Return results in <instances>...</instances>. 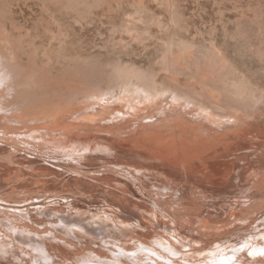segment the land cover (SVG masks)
Returning a JSON list of instances; mask_svg holds the SVG:
<instances>
[{"label":"bare ground","instance_id":"obj_1","mask_svg":"<svg viewBox=\"0 0 264 264\" xmlns=\"http://www.w3.org/2000/svg\"><path fill=\"white\" fill-rule=\"evenodd\" d=\"M4 29L0 32V264H165L168 261L159 256L161 252L166 250L171 254L170 251L179 248L165 244L164 250L158 235H163L165 230L157 233L156 226L164 225L167 218L172 219V224H177L179 218L183 220L182 213L174 211L175 204L190 205L208 196L210 190L264 194V74L251 75L250 71L229 62L224 54L223 62L213 54L192 57L193 46L185 47V44L176 49L169 42L159 61L162 74L135 67L121 68L105 86L96 84L98 81L93 83L92 79L82 91L73 92L69 95V107H59L65 110L37 112L34 109L45 103L41 94L44 91L40 88L37 94L30 88L33 84L38 87L41 78L35 77L36 82V71L30 72L29 62H23L28 58L27 55L26 59L22 58L24 38L23 44L20 37L11 38ZM15 42L25 47H15ZM27 51L32 53L28 48ZM36 51L32 53L34 57L39 53ZM44 51L46 54L47 50ZM217 79L222 86L217 84ZM41 162L52 166L50 169L58 167L70 173L71 177L61 181L73 186L75 192L59 191L63 183L58 185L61 182L55 175L54 184L53 176L45 174L46 177L40 178L39 173L49 169L42 168ZM61 163L65 167H60ZM28 170L32 172L31 182L24 180L28 178ZM109 182L121 187L110 189ZM91 183L101 186L95 191L100 194L97 199L86 194L85 189ZM79 197L84 198L82 202L87 207L78 204ZM85 208L88 213L94 209L100 211L107 224H101L97 216L92 217L97 218L93 221L86 219L90 215L83 216ZM138 211H145V215ZM74 215L84 218L83 229L76 228L79 233L73 231L74 239H61L59 224L65 216ZM262 215L264 211L255 213L253 220L264 227V221H260ZM128 216L140 218L135 223L131 220L136 226L131 230L127 224L119 226ZM182 222L176 230L179 232L168 233L167 240L174 238L179 243L190 234L188 221H185L188 226H184L185 222L182 226ZM201 226L213 225L205 222ZM255 229L254 242L258 239V243H264V228ZM112 240L116 243L119 240V245H114ZM257 244H252L247 254L254 256L255 250L264 249V245ZM215 248H208L212 251L207 255L208 249L204 250L205 255L200 254L209 260L208 264H245L236 250L221 248L212 255L211 252L220 249ZM191 249L199 251L196 247ZM172 258L175 264L177 257Z\"/></svg>","mask_w":264,"mask_h":264},{"label":"rangeland","instance_id":"obj_2","mask_svg":"<svg viewBox=\"0 0 264 264\" xmlns=\"http://www.w3.org/2000/svg\"><path fill=\"white\" fill-rule=\"evenodd\" d=\"M12 23L14 24V26ZM3 29L5 30V32L7 31L11 38H24L25 44L23 42V39L22 43L26 45V47L22 43L19 45V43L17 42L14 43V46L26 48H23L24 53L22 55V58L26 59L27 56L28 58L26 60L23 59V62H29L28 70L30 72L33 71L35 73L36 71V76L34 75V78L36 77L39 80L41 78V81H38L35 78V81H38V83H40V87H37V85L33 84L30 88L32 92L36 90V92L34 93L37 94H40L38 92V90H41L40 88H42V92L44 91V93L41 94H44L46 98H44L45 103L40 104L41 106L38 105V107L34 109L37 112L45 111L49 113L52 111L55 112L65 110V108L69 107L68 102L73 92H78L76 90L82 91V89L85 88L86 85H88V82H92V79L93 83H96V81H98L96 84H102V86L104 84L105 86L110 79H113L116 70L121 68L135 67L141 70L149 72L153 71L162 74V70L160 69L162 68V66L159 61H162V56L166 51L165 48H167V44L169 42H173V44L176 45V49L185 46V44V47H187V45L193 46V48H190L188 46L192 51L194 50L192 57L200 56L202 58L203 54H213L216 57L219 56V58L222 56L220 59H217L220 61L222 60L221 62H223L222 58L224 54L225 56H227L229 62L239 68L250 71L251 75L262 77L261 75L264 74V0H0L1 33H3ZM25 39L28 42H26ZM175 43L179 44L177 45ZM27 48L29 52L32 53L37 49L38 51H36V53L39 52L37 54L38 56L35 55L34 57L33 54L35 53H31L32 56L30 53L27 54ZM38 48L47 50L46 54H43L45 53L44 50ZM25 50L27 51L26 53ZM206 50L208 51L206 52ZM260 51H262V53ZM47 54L52 59H50ZM60 54H62L61 58L62 60H64V63H62L63 61L61 60V58H59ZM55 55H58L57 58ZM259 55L262 56V58ZM38 59L41 63H39ZM52 60L56 61L54 62ZM40 64L43 66H41ZM49 67L51 69H48ZM68 67L71 70H66V68ZM52 69L55 70V72L53 71L54 74L51 71ZM73 69L75 72L73 71ZM56 72L59 73V77ZM76 72L78 74H76L75 76ZM51 77L56 79L55 82H50L49 78ZM88 78H91V80H89ZM46 79H48L51 84ZM87 79L89 81H87ZM217 84L219 86H222V82L218 81V79ZM33 88L35 89L33 90ZM59 96L61 97V99L59 98ZM63 98L66 100V102ZM60 106H65V108H63L62 110L61 108H59ZM56 107L57 109H59L55 110ZM41 163L43 164L42 168L47 167L49 169L44 171L43 174L39 173L40 178L42 176L46 177V175L47 177L53 176L51 178L52 181L53 179L55 180L56 178L57 180L58 178V182H61V184L58 185H62L63 183L62 188H59V191L64 193L72 192L71 194L75 192L73 186H71L70 184L66 185L64 181H61L62 179H66L69 176L71 177L72 175H70V173L62 171L64 170L63 168L60 169L58 167H53L52 169H50L52 166H48L43 162ZM62 166L65 167L63 163L60 164V167ZM24 172L26 173L25 170ZM30 172L31 170L27 172L26 175L28 176V178H25V181H28V179L30 182L33 181V179L30 178L32 173ZM60 172L61 174H59ZM54 175L56 176L55 178ZM54 183L56 182L53 181L52 184ZM112 184L114 183H108V186H111L109 187L110 189L112 187L114 188L115 186L121 187L117 186L116 184ZM97 187L99 188L101 186L91 183L89 188L85 189L86 194H89L91 198L94 199L99 198L100 194L95 192ZM124 188L126 192L129 191L126 187ZM258 194L246 193L245 191L241 190H210L207 191L206 194L209 197L205 196L199 201L191 202L190 205L185 203L184 205L174 203V211L177 213H182L183 215V220L179 218L180 221H183L181 223L182 226L185 221H188L187 223L189 226L186 222L184 223V226L187 225L191 232H189L190 234L182 237V239L178 243L179 240H176L174 238L167 240L166 235L172 232H179L176 231L178 225V230L180 229L179 220L177 224H172L173 222H170V220L172 221V219L167 218L165 221L166 223L163 221V223H165L164 225H155L157 228H155L157 233H162L164 232L163 229L165 230L163 235H158V237L160 236L159 240L162 241V243L161 241L159 242L163 249L165 248V244L170 247L172 245L179 248V250L173 249V251H170L171 254L167 253L164 249L165 251L162 250L163 252H161V255L159 256L164 259L166 258V260L170 262V264H173L174 261L172 257H174L175 259L176 257L177 259L180 257L178 259L180 261L176 259L175 264H178V262L179 264H185L186 262L188 264L190 262H193V264H199V262L200 264H208L207 261L209 262V260H205L206 257H204V255L206 252L204 250L212 247L215 248L217 246L220 249L216 252H211L212 255L218 254L221 251V248H223L225 250L229 249V251L236 250L238 255L240 256V259L244 261L245 264L248 263L245 261L247 259L250 260L249 263L251 262L252 264L260 263L261 260L264 261V256H259L260 252L258 250H255V253L258 254L256 257H254L255 253L254 256H252L251 253L247 254L246 252V250L250 246H252V244L258 243V239H256V242H254L255 234L253 232L256 231L255 228H264L262 225H260V223L253 220L255 219V216H253L255 215V213L264 211V194ZM211 195H213V197ZM253 195H255L256 197ZM83 199L84 198L79 197V202H76H78L79 205L83 206ZM209 200L215 201H213L214 203H212ZM216 200H218V202ZM201 201L204 204L201 203ZM231 201L232 203H230ZM261 203L263 204L261 205ZM84 207L87 206L84 204ZM86 209L87 208L84 209L85 212L83 211V216L85 214L90 215V217H86V219H92L91 221H93L94 219L98 218V221L101 224H107L104 216L99 213L100 211L94 209L92 211H89L88 213ZM138 212H141L142 216L145 215V211ZM185 213L190 215V217L184 216L186 215ZM96 216L97 218H92ZM128 217V221L124 220L123 222H119V226L125 227L124 224H127V226L130 227L129 229L131 230L132 228L136 227L133 226L134 224L131 223V220L133 223H135L140 218L139 216L136 218L133 217L134 219L130 216ZM186 217H188V219H186ZM63 218L64 217H60V219L62 220ZM144 218L142 219L144 220ZM248 218H250V220L252 219L253 221H251L253 223H251V221H247ZM263 218L264 215H262L260 221L263 222ZM76 220L79 221L76 222ZM212 221L214 223H212ZM82 222H84V218H82L80 215L65 216L63 223L59 224L61 239H74L75 232L79 233L76 228L79 230L83 229L81 225ZM205 222L208 224H212L213 226H201V224ZM75 223L79 227H76ZM120 223H123V225ZM65 224L67 225L66 228L68 227L67 229L65 228ZM198 228L199 230L201 229L200 231L202 233L197 230ZM17 230L20 232V229ZM143 230L146 231L145 228H143ZM66 231H68V233ZM216 233L219 234V237L221 234L223 238H218V235ZM222 234H224L225 236H223ZM213 235L215 237L217 236V238L215 239ZM210 236H212L211 239ZM228 236L229 238H227ZM164 238L165 241L163 240ZM143 239L147 240V238ZM173 240H176L174 244H172L174 242ZM112 241L115 242L114 245L116 246L117 243L120 242L119 240H117V243L116 240ZM163 242L164 245H162ZM259 243L256 246L264 245V243ZM16 245L14 244L15 247ZM179 246L183 248H180ZM194 247H196V249H198L199 251L191 249ZM258 247H256L255 249H258ZM201 250H203L204 252ZM179 251L182 254H180L181 256L178 255ZM191 251H193V254H191ZM195 251L197 252L195 253ZM207 251L208 253H206V255L209 254L212 250L208 249ZM172 252L175 253L172 254ZM184 252L185 254H183ZM201 253H204V255H200ZM165 254L168 255L166 256ZM245 254L250 256L245 257ZM184 255L186 256L185 258L189 257L190 259H183ZM164 259L162 260V262H164ZM170 259L171 261H173L171 262ZM201 259L203 260V262ZM252 259L253 261H251ZM168 262L165 261V264H169ZM209 264H211V262Z\"/></svg>","mask_w":264,"mask_h":264},{"label":"snow or ice","instance_id":"obj_3","mask_svg":"<svg viewBox=\"0 0 264 264\" xmlns=\"http://www.w3.org/2000/svg\"><path fill=\"white\" fill-rule=\"evenodd\" d=\"M260 254H264V249L260 250ZM225 264H227V262H225Z\"/></svg>","mask_w":264,"mask_h":264}]
</instances>
